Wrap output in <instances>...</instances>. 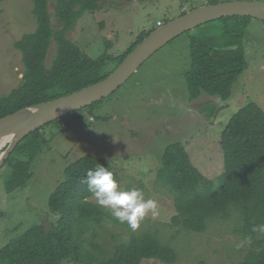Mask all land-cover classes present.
<instances>
[{
  "label": "rangeland",
  "instance_id": "obj_1",
  "mask_svg": "<svg viewBox=\"0 0 264 264\" xmlns=\"http://www.w3.org/2000/svg\"><path fill=\"white\" fill-rule=\"evenodd\" d=\"M229 1L264 2L100 0L101 9L84 14L68 38L94 60L104 54L115 58L125 53L141 33L157 28L159 23ZM33 10V0L0 3V99L22 82L23 56L15 44L36 32L38 23ZM50 13L53 28L60 29L55 3L50 4ZM214 25L220 29L224 23L215 21L181 35L154 54L110 97L66 121L43 127L46 144L26 168L31 176L24 187L8 193L5 181L11 170L7 166L0 170V249L42 221L47 228L57 224L49 199L65 181L67 167L86 155L108 159L120 176L121 189H140L145 199L158 204L159 215L152 218L149 214L136 230L121 224L109 209L102 207L109 217L103 226L96 227L97 242L103 244L109 256L132 234L147 233L174 250L175 260L170 264H238L260 248L264 235L245 232L237 212L228 220H209L203 233L175 227L174 197L157 179L165 149L182 143L194 166L207 178L217 180L224 172L221 137L231 117L249 103L264 110V22L256 19L250 20L245 30L243 47L248 68L233 85L232 97L223 101L204 94L190 100L185 74L191 64V38L202 30L210 32L215 47L225 46L227 42ZM54 56L52 45L48 67ZM207 103L220 109L215 118L209 119L202 112ZM4 151L5 147L0 149V156ZM90 201L97 204L95 197ZM246 237L251 238V243L245 242ZM237 244L242 246L237 248ZM152 263L164 264L159 260Z\"/></svg>",
  "mask_w": 264,
  "mask_h": 264
},
{
  "label": "trees",
  "instance_id": "obj_2",
  "mask_svg": "<svg viewBox=\"0 0 264 264\" xmlns=\"http://www.w3.org/2000/svg\"><path fill=\"white\" fill-rule=\"evenodd\" d=\"M33 2L38 28L35 33L25 35L15 44L22 53L25 71L20 86L0 99V119L103 81L158 28L141 33L120 56L112 58L104 54L94 60L84 54L68 38V34L84 14L101 9L100 0ZM51 3H55L60 29L52 26ZM250 20L253 18L232 17L220 20L224 23L220 29L214 25L227 42L225 46L215 47L210 32L202 30L198 36L191 38V64L185 74L191 101L198 100L204 94L223 101L232 97L233 85L248 68L243 39ZM52 45H55V56L48 67L47 59ZM54 92L56 95L52 96ZM201 110L209 119L220 113V109L212 103L205 104ZM81 111L65 116L56 123L66 121ZM43 129L25 138L5 163L4 168L7 166L11 170L5 181L8 193L24 187L31 176L26 168L46 144ZM221 146L224 172L217 180L207 178L194 166L182 143L169 145L165 149L157 179L174 197L177 214L172 218V224L183 230L203 233L209 220H228L233 217V212H237L243 221L244 231L256 236L258 233H253L252 227L264 223V110L256 103L240 108L226 125ZM25 156L28 160L24 159ZM97 164L112 171L120 185V176L108 159L86 155L73 162L66 169L65 181L49 199L50 211L58 218L57 224L47 228L42 221L11 241L0 249V264L174 262V250L160 243L152 233L141 236L132 234L128 242L117 244L110 256L103 244L97 242L96 227L103 226L104 219L109 216L101 206L90 201L94 196L87 185L81 183L87 171ZM238 264H264V239L258 250L252 251Z\"/></svg>",
  "mask_w": 264,
  "mask_h": 264
},
{
  "label": "water",
  "instance_id": "obj_3",
  "mask_svg": "<svg viewBox=\"0 0 264 264\" xmlns=\"http://www.w3.org/2000/svg\"><path fill=\"white\" fill-rule=\"evenodd\" d=\"M232 17H251L264 22V2L229 1L194 9L159 26L103 81L1 118L0 146L7 139L11 140L3 146L5 151L0 156V170L25 138L65 116L87 109L110 97L154 54L176 38L200 26Z\"/></svg>",
  "mask_w": 264,
  "mask_h": 264
},
{
  "label": "clouds",
  "instance_id": "obj_4",
  "mask_svg": "<svg viewBox=\"0 0 264 264\" xmlns=\"http://www.w3.org/2000/svg\"><path fill=\"white\" fill-rule=\"evenodd\" d=\"M81 183L87 185L99 206L109 209L112 217L132 230H136L149 214L152 218L159 215L155 200L145 199L143 191L137 188L121 189L113 172L101 164L89 169ZM251 231L264 235V223L253 226ZM245 242L251 243V238L246 237ZM241 246L236 245L237 248Z\"/></svg>",
  "mask_w": 264,
  "mask_h": 264
},
{
  "label": "bare ground",
  "instance_id": "obj_5",
  "mask_svg": "<svg viewBox=\"0 0 264 264\" xmlns=\"http://www.w3.org/2000/svg\"><path fill=\"white\" fill-rule=\"evenodd\" d=\"M10 140H11V139H7L6 142H3V143L1 144V146H0V148H2L4 145H6Z\"/></svg>",
  "mask_w": 264,
  "mask_h": 264
},
{
  "label": "built area",
  "instance_id": "obj_6",
  "mask_svg": "<svg viewBox=\"0 0 264 264\" xmlns=\"http://www.w3.org/2000/svg\"><path fill=\"white\" fill-rule=\"evenodd\" d=\"M161 25H163V23H159V24H158V26H161Z\"/></svg>",
  "mask_w": 264,
  "mask_h": 264
}]
</instances>
